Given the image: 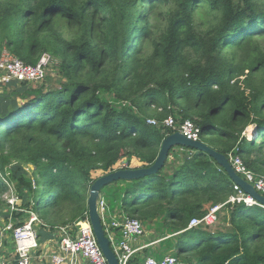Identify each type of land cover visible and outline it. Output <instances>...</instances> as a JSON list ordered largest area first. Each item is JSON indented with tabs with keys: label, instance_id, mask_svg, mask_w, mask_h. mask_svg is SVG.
Segmentation results:
<instances>
[{
	"label": "trees",
	"instance_id": "16d2710c",
	"mask_svg": "<svg viewBox=\"0 0 264 264\" xmlns=\"http://www.w3.org/2000/svg\"><path fill=\"white\" fill-rule=\"evenodd\" d=\"M5 52L29 65L49 54L63 79L50 89L13 81L0 92L5 218L3 177L15 185L21 220L29 210L51 226L85 218L97 178L130 168L133 158L134 168L152 165L175 132L148 119H189L200 140L264 177L258 0H0V59ZM113 184H126L125 215L143 223L164 216L180 235L177 264H264V207L231 203L235 183L208 153L177 146L157 173ZM222 204L220 227L188 228ZM143 263L141 255L130 261Z\"/></svg>",
	"mask_w": 264,
	"mask_h": 264
},
{
	"label": "built area",
	"instance_id": "2783aa9c",
	"mask_svg": "<svg viewBox=\"0 0 264 264\" xmlns=\"http://www.w3.org/2000/svg\"><path fill=\"white\" fill-rule=\"evenodd\" d=\"M51 60H53L51 55L44 54L38 64L29 65L5 52L0 59V88L13 81L29 83L44 81ZM148 123L173 128L193 140L201 139L200 129L189 119L178 122L174 116H169L161 123L155 119H148ZM230 162L240 176L264 195L263 176L249 169L237 154L231 155ZM6 183L9 184L7 181ZM234 188L236 193L229 199L231 203L245 202L248 206L264 207L238 184L235 183ZM12 191H14L13 188L10 192ZM17 199L14 194L8 196L11 212L9 217L3 218V222L0 223V264H108L88 214L76 223L51 226L45 223L37 212L29 210L28 218L21 221L13 215V210H23L17 206ZM222 207L223 204L215 206L201 218H193L188 228L214 226L219 219V211ZM98 209L119 264H130L136 251L156 243L154 241L136 247V243L139 244L138 242L146 235V226L140 219L122 213L121 219H115L109 223L108 203L102 193L98 200ZM43 227L49 235L41 241L40 229ZM8 231L11 233L10 236L7 234ZM117 231L120 233L118 239ZM177 262L178 259L173 255L158 259L149 254L145 255L143 264H177Z\"/></svg>",
	"mask_w": 264,
	"mask_h": 264
},
{
	"label": "water",
	"instance_id": "95a60500",
	"mask_svg": "<svg viewBox=\"0 0 264 264\" xmlns=\"http://www.w3.org/2000/svg\"><path fill=\"white\" fill-rule=\"evenodd\" d=\"M250 133H254L251 129ZM182 146L198 151H204L212 156L229 174L234 183L238 184L246 193L264 205V195L260 194L253 184L240 176L233 167L230 159L223 153L212 148L202 140H193L179 131L168 134L161 145L156 161L148 167L121 168L97 178L90 186L88 197V215L97 241L107 259L108 264H119V259L111 246L110 238L106 235L102 217L98 209V200L104 187L120 180H135L157 173L167 161L172 148Z\"/></svg>",
	"mask_w": 264,
	"mask_h": 264
},
{
	"label": "rangeland",
	"instance_id": "374dc122",
	"mask_svg": "<svg viewBox=\"0 0 264 264\" xmlns=\"http://www.w3.org/2000/svg\"><path fill=\"white\" fill-rule=\"evenodd\" d=\"M258 2L264 8V0H258ZM144 7H145V5H140L139 8L144 9ZM165 7H167V5ZM56 64H57L56 61L51 60L50 64L47 67V76L44 80L45 81L44 87H46V88H49V89L50 88H56V87L61 86V84H62L63 79L59 74L60 70L58 69V66H55ZM37 85H41V83H38ZM3 88H1L0 91H2ZM106 97L108 98V100H111V102H113L116 106L120 107L123 104L124 105L127 104V103L118 102L117 100H115L113 98V96L111 94H107ZM250 132H251V129H248L245 133V135L248 139H250L251 136L254 134V133H250ZM209 137L213 138L214 134L211 133L209 135ZM177 151L180 152V149H177ZM177 155L179 156V158L184 157L183 153L180 155H179V153H177ZM174 160L175 159L172 160L173 163H175ZM3 180L5 182L7 181L9 183L8 184L9 189H8L7 193L3 195V200L5 201V205H3L1 207V208H7L6 210H4V213H5L6 211H8V207H10V204L8 203V196H11L13 194L15 196H18V194L16 192L15 185L12 182L8 181L7 178H5V177H3ZM11 188H13L14 191L10 192ZM43 188H44V186L39 187V189H38V194H39L38 200H40L42 197ZM125 190H126V184H124V185L111 184V185L104 187L101 191L106 202L108 203V211H109V215H110V219H108L109 223H111L115 219H121L122 218L123 206H122L121 198H122ZM20 204H21V201H18V199H17V206L19 207ZM220 210H221L219 213L220 219H218L215 226H213V228H210V229H214V228L220 227L222 225L221 217L224 216L223 214H224L225 209L221 208ZM40 211H41V214L43 215L44 212H43L42 206L40 208ZM2 217L5 218L4 215H2ZM144 224L146 226V240L148 242L156 241V243L150 247V248H152L150 251L152 255H154L158 259L163 257V256H166V255H173V256L177 255V252H178L177 251V240L179 239L180 235L179 234H177V235L173 234V229L166 222L164 216L159 217L155 220H152V221L144 223ZM7 234H8V236L11 235V233L9 231L7 232ZM119 235H120V233H119V231H117V239H118ZM9 241L11 243V239H9Z\"/></svg>",
	"mask_w": 264,
	"mask_h": 264
},
{
	"label": "crops",
	"instance_id": "0c3cea01",
	"mask_svg": "<svg viewBox=\"0 0 264 264\" xmlns=\"http://www.w3.org/2000/svg\"><path fill=\"white\" fill-rule=\"evenodd\" d=\"M1 89V88H0ZM1 92V91H0ZM132 163H133V165L131 166L132 168H134L135 166H140V162L137 160V159H135V158H133L132 159ZM126 164V161H124L123 162V165H125ZM123 185V184H122ZM102 193V192H101ZM5 210V209H4ZM124 213V212H123ZM125 214V213H124ZM16 218L17 219H19V220H21L19 217H17L16 216ZM3 217H2V214H1V212H0V223H2L3 222ZM23 220H25V219H23ZM23 220H21V221H23ZM151 242V241H150ZM150 242H148L147 240H146V235L144 236V238H142V240L140 241V242H138L139 244H137L136 243V247L138 246V245H141V244H145V243H150ZM151 249L152 248H150V246L149 247H147V248H145V249H142V250H138V251H136V253H135V256H142V257H145V255H149V254H151ZM146 252V253H145Z\"/></svg>",
	"mask_w": 264,
	"mask_h": 264
}]
</instances>
